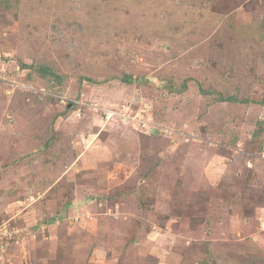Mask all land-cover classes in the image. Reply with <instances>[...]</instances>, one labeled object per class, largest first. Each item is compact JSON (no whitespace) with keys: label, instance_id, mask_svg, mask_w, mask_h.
I'll return each mask as SVG.
<instances>
[{"label":"rangeland","instance_id":"1","mask_svg":"<svg viewBox=\"0 0 264 264\" xmlns=\"http://www.w3.org/2000/svg\"><path fill=\"white\" fill-rule=\"evenodd\" d=\"M8 1L0 264H261L264 0Z\"/></svg>","mask_w":264,"mask_h":264},{"label":"trees","instance_id":"2","mask_svg":"<svg viewBox=\"0 0 264 264\" xmlns=\"http://www.w3.org/2000/svg\"><path fill=\"white\" fill-rule=\"evenodd\" d=\"M4 2H6V4L9 2L8 0H0V7H1V5L4 3ZM38 73H39V75H40V77H44V76H53V77H56L53 73H52V71L51 70H49V69H47V68H39L38 69ZM125 79V81H130V79H129V77H125L124 78ZM186 88H187V86H186V82L184 81L183 82V84L181 85V88H180V91H184V90H186ZM171 90H173V89H171ZM231 100H228V99H226V100H222V102H230ZM254 257H256V258H258L260 261H261V264H264V255L263 256H254ZM254 261V263L255 264H259V262L257 261V260H253Z\"/></svg>","mask_w":264,"mask_h":264}]
</instances>
